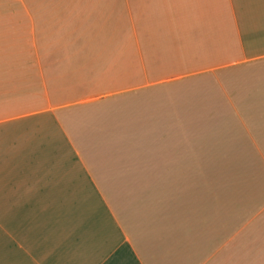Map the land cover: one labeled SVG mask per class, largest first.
<instances>
[{"label":"crops","instance_id":"1","mask_svg":"<svg viewBox=\"0 0 264 264\" xmlns=\"http://www.w3.org/2000/svg\"><path fill=\"white\" fill-rule=\"evenodd\" d=\"M0 264H264V0H0Z\"/></svg>","mask_w":264,"mask_h":264}]
</instances>
